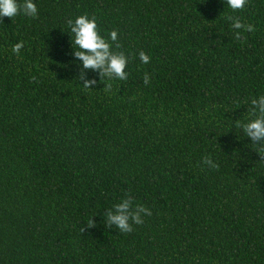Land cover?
<instances>
[{"label":"trees","instance_id":"1","mask_svg":"<svg viewBox=\"0 0 264 264\" xmlns=\"http://www.w3.org/2000/svg\"><path fill=\"white\" fill-rule=\"evenodd\" d=\"M33 2L0 23V264H264V158L236 123L264 95V0ZM84 14L128 57L110 92L78 79ZM128 195L152 215L106 227Z\"/></svg>","mask_w":264,"mask_h":264},{"label":"clouds","instance_id":"2","mask_svg":"<svg viewBox=\"0 0 264 264\" xmlns=\"http://www.w3.org/2000/svg\"><path fill=\"white\" fill-rule=\"evenodd\" d=\"M248 0H226V4L233 11L243 9ZM23 14L28 17L36 18L38 9L33 0H0V23L3 22L4 17L12 19L13 17ZM226 19L230 20L231 27L235 30L234 36L236 40L245 39L242 32H254L255 26L246 24L241 21L239 17L228 16ZM67 24L70 28L74 39L71 38L72 47L74 51L72 55L82 62L78 79L83 82L82 88L92 89L93 85L97 84V80L87 79L86 71L91 70L98 72L100 80L106 78L109 82L104 84L103 91L110 92L112 83L110 81L118 79L126 81L128 73L125 71L128 65V57L123 51H113V43L115 48L119 49L121 45L118 41V33L113 30L109 33L110 41L100 35L96 18L93 16L89 18L87 14L80 15L75 20H68ZM23 42L16 43L12 47L13 53L19 55L20 50L23 48ZM139 58L142 63L147 64L150 62V57L143 51L139 53ZM35 80V77L32 78ZM145 85L150 83L149 74L145 73L143 77ZM251 107L248 109L249 121L240 125L237 120L238 126L243 128L246 137L250 138L261 158H264V95L258 98H252L250 101ZM203 164L209 168L218 169L219 165L214 163L210 156L204 157ZM152 213L149 208L142 204H134L133 197L126 196L120 203L114 205L113 209H108L104 212L105 226L111 228L115 226L122 233H130L133 231V225H141L144 223V216H151ZM95 226V221L92 217L88 220L86 227L91 228ZM85 228L81 229L83 233Z\"/></svg>","mask_w":264,"mask_h":264}]
</instances>
